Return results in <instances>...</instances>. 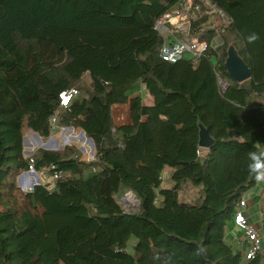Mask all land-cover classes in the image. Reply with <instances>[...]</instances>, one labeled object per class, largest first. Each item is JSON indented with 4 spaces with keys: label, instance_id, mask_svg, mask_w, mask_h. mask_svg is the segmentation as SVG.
Instances as JSON below:
<instances>
[{
    "label": "trees",
    "instance_id": "obj_1",
    "mask_svg": "<svg viewBox=\"0 0 264 264\" xmlns=\"http://www.w3.org/2000/svg\"><path fill=\"white\" fill-rule=\"evenodd\" d=\"M182 1L0 0V264H264L225 240L255 186L248 152L264 149V0H211L231 23L201 35L221 45L197 65L159 57L154 23ZM229 44L251 71L242 83L223 67ZM138 85L152 103H133L129 124L115 126L111 108ZM55 114V130L92 139L93 160L73 147L23 156L25 133L49 138ZM30 166L66 177L21 192L16 176ZM127 191L135 212L117 201Z\"/></svg>",
    "mask_w": 264,
    "mask_h": 264
},
{
    "label": "built area",
    "instance_id": "obj_2",
    "mask_svg": "<svg viewBox=\"0 0 264 264\" xmlns=\"http://www.w3.org/2000/svg\"><path fill=\"white\" fill-rule=\"evenodd\" d=\"M201 20H203L202 23H200L194 31H191L192 24ZM230 23L231 19L211 0H183L172 7L170 11L159 17L154 23V30L158 32L163 39V44L159 50V57L161 60L171 64L181 60H187L193 65H197L201 58L205 56V52L208 49L216 51L221 45V43H218L215 40L216 37L212 41L207 42L200 39L201 35L212 30L214 36H218L222 29L228 27ZM209 58L214 64L215 58H213V56H210ZM74 95H76V91L74 90L62 93L59 96L60 106L66 107L69 99ZM56 115L57 114L50 119L51 130L56 126ZM202 155H205V152L202 153ZM31 163L32 161H30V164ZM25 173L33 176L35 171L30 166ZM23 174L24 172H21L18 175ZM64 177H66V175L59 172H54L50 176L53 181ZM34 179L35 178H33V180ZM131 193L132 192L127 196L128 200H126V204L132 206L138 205L135 196L131 195ZM246 208L247 203L243 197L236 205L231 221L236 227L242 230L244 238L248 244L244 260H251L258 255L264 257V243L259 234V229L255 224L250 222L246 215ZM123 211L125 213L130 212Z\"/></svg>",
    "mask_w": 264,
    "mask_h": 264
},
{
    "label": "crops",
    "instance_id": "obj_3",
    "mask_svg": "<svg viewBox=\"0 0 264 264\" xmlns=\"http://www.w3.org/2000/svg\"><path fill=\"white\" fill-rule=\"evenodd\" d=\"M135 102H141L147 105L152 103V100L140 85L129 92L125 104L115 105L111 108V117L115 126L118 127L129 124L130 107ZM30 140L31 142L33 141V139ZM167 176L169 177V175ZM163 186L166 187L167 184L164 183ZM243 197L247 203L246 215L250 222L255 224L259 229V234L264 243V184L258 185L255 182V186L247 191ZM225 240L244 258L248 249V244L244 238L242 230L236 227L232 221L226 227Z\"/></svg>",
    "mask_w": 264,
    "mask_h": 264
},
{
    "label": "rangeland",
    "instance_id": "obj_4",
    "mask_svg": "<svg viewBox=\"0 0 264 264\" xmlns=\"http://www.w3.org/2000/svg\"><path fill=\"white\" fill-rule=\"evenodd\" d=\"M32 134L33 133H31L29 131L25 133L24 137L27 138L31 147H26V148L24 147V149H26V150L35 149V152H36L40 148L37 147L36 141L33 140L31 142L30 137ZM79 135H80V129H75V128L68 129V127H62V128L56 129V130L54 128L49 137H51L53 139H57V141L60 142V138H63L66 136L76 137ZM86 138L87 137L85 136V139H83V140L77 139V138H75L74 140L71 139V140H68L65 144V147L75 148L80 155V160H82V161H90V160H93V158H94V156L93 157L90 156L91 147H90L89 143L86 141ZM47 139H44V140L42 139V141L45 142ZM81 148L85 151L84 154H82V152L80 151ZM32 155H25L24 157H30ZM169 174H170V169L165 168V170L163 171V175H162V178H163V181L165 184H167V180H168L167 175H169ZM37 175L39 176V184H45V185H48L49 187H52L54 181L50 178V176L48 174L43 172V173L37 174ZM33 178H34L33 176L24 172L23 175H17L16 176V182L15 183L17 184V186L21 192H27L30 188L31 181L33 180ZM129 193H130V191H127L124 194L118 196L117 201L123 210L135 212V211H137L138 205L132 206L130 204H126V200H128L127 196ZM193 193H194L193 191H189V190L181 192L180 193V200L187 201V202L192 201L193 196H194ZM131 195H133V194L131 193Z\"/></svg>",
    "mask_w": 264,
    "mask_h": 264
},
{
    "label": "water",
    "instance_id": "obj_5",
    "mask_svg": "<svg viewBox=\"0 0 264 264\" xmlns=\"http://www.w3.org/2000/svg\"><path fill=\"white\" fill-rule=\"evenodd\" d=\"M223 67L226 70V73L237 83H242L251 77V71L246 65V63L243 61V59L238 55L237 50L232 44H229L226 50V57L223 63ZM68 129H71V127H68ZM80 138L83 140L85 139L84 132L80 130ZM30 139H33L37 142V147L46 150V151H61L65 148V144L63 142L62 145H59V142L57 139H53L49 137L45 142L42 141L41 137L33 133L30 137ZM64 140V139H63ZM86 141L89 143L91 147L90 156H94L95 154V147L92 139L86 138ZM52 142V143H51ZM213 140L207 133V131L203 128V126L199 125V140H198V146L202 150H207L212 145ZM22 146H23V156L25 155H32L35 152V149L26 150L24 147H31L27 138L23 137L22 140ZM80 151L82 154L85 153V151L81 148ZM82 161V160H81ZM91 161V160H90ZM89 162V161H84ZM35 178V182L32 183L30 186L29 192L33 190L34 186L39 185V178L37 174H33Z\"/></svg>",
    "mask_w": 264,
    "mask_h": 264
},
{
    "label": "clouds",
    "instance_id": "obj_6",
    "mask_svg": "<svg viewBox=\"0 0 264 264\" xmlns=\"http://www.w3.org/2000/svg\"><path fill=\"white\" fill-rule=\"evenodd\" d=\"M258 39L259 36L256 33H252L247 37L249 43H254ZM248 160V174L253 177L258 185L264 184V149L249 151Z\"/></svg>",
    "mask_w": 264,
    "mask_h": 264
},
{
    "label": "bare ground",
    "instance_id": "obj_7",
    "mask_svg": "<svg viewBox=\"0 0 264 264\" xmlns=\"http://www.w3.org/2000/svg\"><path fill=\"white\" fill-rule=\"evenodd\" d=\"M35 182V179L31 181V183H34Z\"/></svg>",
    "mask_w": 264,
    "mask_h": 264
},
{
    "label": "snow or ice",
    "instance_id": "obj_8",
    "mask_svg": "<svg viewBox=\"0 0 264 264\" xmlns=\"http://www.w3.org/2000/svg\"><path fill=\"white\" fill-rule=\"evenodd\" d=\"M65 102H67V101H65Z\"/></svg>",
    "mask_w": 264,
    "mask_h": 264
}]
</instances>
